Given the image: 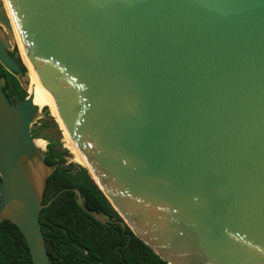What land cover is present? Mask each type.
Segmentation results:
<instances>
[{
    "label": "water",
    "instance_id": "water-1",
    "mask_svg": "<svg viewBox=\"0 0 264 264\" xmlns=\"http://www.w3.org/2000/svg\"><path fill=\"white\" fill-rule=\"evenodd\" d=\"M0 65L29 93L12 104L0 70V223L33 264H51L40 214L66 191L167 264H264V0H0ZM34 99L121 220L76 187L43 203L58 165Z\"/></svg>",
    "mask_w": 264,
    "mask_h": 264
},
{
    "label": "trees",
    "instance_id": "trees-1",
    "mask_svg": "<svg viewBox=\"0 0 264 264\" xmlns=\"http://www.w3.org/2000/svg\"><path fill=\"white\" fill-rule=\"evenodd\" d=\"M1 75L7 79L5 92L12 104L28 97V91L19 80L1 65ZM33 131L35 138L47 124ZM46 162L58 165L57 171L48 180L49 190L45 204L65 188L76 187L86 198L89 209L103 211L112 219L121 220L118 212L108 201L103 191L84 167L79 171L68 170L67 152L61 149L60 139L48 144ZM42 231L51 264H167L150 246L137 237L130 228L125 231L120 225H104L86 213L77 203L75 193L66 191L55 199L40 214ZM131 234V240L129 236ZM127 245V246H126ZM1 264H33L26 240L13 223H0Z\"/></svg>",
    "mask_w": 264,
    "mask_h": 264
},
{
    "label": "rangeland",
    "instance_id": "rangeland-1",
    "mask_svg": "<svg viewBox=\"0 0 264 264\" xmlns=\"http://www.w3.org/2000/svg\"><path fill=\"white\" fill-rule=\"evenodd\" d=\"M29 94V93H28ZM47 124L50 125L49 128H45L42 130V137L37 138V139H43L45 140L46 144L41 148L43 150V152H46L48 149V141H47V136L51 137L54 136V138L56 140L60 139V143H61V149L65 150L67 152V164H72L74 165V171H79V168L81 167H87L88 163H80L76 157L70 152L69 149H67L65 147V143L67 142H73V145H75L77 148L78 146L76 145L70 130L66 124V122L64 121L55 101L53 103V105L51 106V108L47 111V113L43 114L38 120L37 122L34 124L32 131L35 130H39V128H41V124ZM79 149V148H78ZM82 155V153H81ZM83 157V155H82ZM84 158V157H83ZM85 159V158H84ZM83 165V166H82Z\"/></svg>",
    "mask_w": 264,
    "mask_h": 264
},
{
    "label": "bare ground",
    "instance_id": "bare-ground-1",
    "mask_svg": "<svg viewBox=\"0 0 264 264\" xmlns=\"http://www.w3.org/2000/svg\"><path fill=\"white\" fill-rule=\"evenodd\" d=\"M34 103L36 104V105H38L40 108H42V107H44V106H48L49 107V109L51 108V106L53 105V103H54V100H49L48 102H46L45 104H42L41 102H39L38 100H36V99H34ZM36 144H37V146L39 147V148H42L45 144H46V142H45V140H43V139H37L36 140ZM65 147L67 148V149H69L70 150V152L76 157V159L80 162V163H87V161L82 157V155H81V151L75 146V145H73V142H67V143H65ZM88 170H89V165H87V167H86Z\"/></svg>",
    "mask_w": 264,
    "mask_h": 264
},
{
    "label": "flooded vegetation",
    "instance_id": "flooded-vegetation-1",
    "mask_svg": "<svg viewBox=\"0 0 264 264\" xmlns=\"http://www.w3.org/2000/svg\"><path fill=\"white\" fill-rule=\"evenodd\" d=\"M0 70H1V69H0ZM49 126H50V125H48V126L45 127V128L47 129V128H49ZM45 128H42L39 134L42 135V130L45 129ZM55 140H56V139L54 138V136H51V137L47 136L48 144L51 143V142H53V141H55ZM46 152H48V149H47ZM46 152H45V153H46ZM71 165H72V164H71ZM72 168H74V165H73ZM48 190H49V185H48V183H47V187H46V190H45L43 203H44V201H45V199H46V194H47V191H48ZM75 198H76V196H75ZM51 199H52V198H51ZM51 199L49 200V202L51 201ZM49 202H48L47 204H49ZM44 204H45V203H44ZM47 204H45V205H47ZM45 208H46V207H45ZM113 220H114V221H117V220H115V219H113ZM44 237H45V236H44ZM130 240H131V238H129L128 241H130ZM45 242H46V240H45Z\"/></svg>",
    "mask_w": 264,
    "mask_h": 264
}]
</instances>
